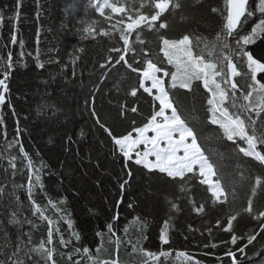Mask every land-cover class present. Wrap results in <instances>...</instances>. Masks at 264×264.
Listing matches in <instances>:
<instances>
[{
    "label": "trees",
    "instance_id": "obj_1",
    "mask_svg": "<svg viewBox=\"0 0 264 264\" xmlns=\"http://www.w3.org/2000/svg\"><path fill=\"white\" fill-rule=\"evenodd\" d=\"M155 2L0 0V264H233L230 250L236 264H264V161L241 151L246 137L229 140L221 127V110L240 116L264 156V93L248 87L247 58L235 51L237 39L257 28L244 48L264 63L262 0H248L234 36L224 29L225 0H168L159 20L142 21L129 33L127 24L158 11ZM184 35L193 56L216 64L215 84L192 77L189 87L181 86L192 69L183 53L169 62L160 37ZM226 57L244 73L233 78L236 89ZM149 61L213 165L221 199L196 171L173 179L125 159L115 145L113 137L134 134L159 111L154 92L141 86ZM256 76L264 83V72ZM216 84L227 93L223 100ZM41 244L51 259L31 251Z\"/></svg>",
    "mask_w": 264,
    "mask_h": 264
},
{
    "label": "snow or ice",
    "instance_id": "obj_2",
    "mask_svg": "<svg viewBox=\"0 0 264 264\" xmlns=\"http://www.w3.org/2000/svg\"><path fill=\"white\" fill-rule=\"evenodd\" d=\"M226 3V23L224 24V29L228 36H234L235 30L237 26L242 22L241 18L246 14V0H225ZM105 7H112L110 4H105ZM174 7H179V4L174 5ZM169 2L168 0H156L155 2V9L158 11L155 14L151 15L150 18L147 16H139L137 19L133 20L131 23L127 24L126 29L129 33L134 31L135 29L140 27L142 21L149 20L150 21H157L160 19L161 15L164 11L168 10ZM113 11L120 12L122 9L113 7ZM213 11H216L214 9ZM261 11H264V0H262V8ZM103 14V13H102ZM251 15V13H248ZM148 27H153L151 23L147 25ZM166 27L165 23H160L159 28L164 29ZM261 30H264V21L261 22V25L258 26ZM86 32L91 34L90 29L86 28ZM107 34V33H103ZM257 35V28L252 30V33L247 36L240 37L236 41V55L241 59L246 57L247 58V68L250 72V79L252 81L251 84L248 85L250 89L257 91L258 93H264V83H260L257 80L256 73L257 72H264V63H260L253 56L247 52L244 48L245 45L254 42V38ZM219 38V37H218ZM121 39L124 41L125 49L127 50L129 46V39L124 34V31L121 30ZM137 39H140L137 36ZM163 48L161 51L164 52L165 56L169 57V62H171V56L174 53H183L184 56L187 58V65L191 67L192 71L190 74H187V78L185 82L181 85L182 87H189L188 80L192 77L197 79L203 77L205 81V87H208L209 82L215 84L214 77L220 76L221 72L216 70V64L207 62L205 63L204 60L200 56H193L192 52V40H190L189 35H184L180 39H167L164 36L160 37ZM143 42V41H141ZM228 47L227 44L224 45ZM121 60H124V56L120 57ZM228 69L230 70V74L232 77L243 75L244 73L238 71L237 66L232 62V60L228 57ZM148 69L150 71L144 72L145 79L152 78L153 79V87H157L161 82L156 80L154 77L151 76V73L159 71L154 63L151 61L148 62ZM173 80H176V76L173 75ZM227 82V81H226ZM5 82L4 80H0V85H3ZM143 86V83H141ZM175 87V84H173ZM217 91L219 92V96L221 100L226 98L227 93L220 89V85H215ZM232 89L237 88L236 83L231 84ZM145 91H149V89L145 88ZM135 95V91L132 93ZM253 95L252 91H249L247 95L244 96V100H249ZM159 101V111H157L151 119L145 124L143 127H137L134 131L137 133L135 139L131 138V133L128 135L122 136L121 138L113 137L115 145L119 146V150L125 159H131L130 150H132L136 145L148 143L152 144V148L150 150H145L143 155L140 156L137 153V159L135 160L136 164H143V166L150 171L158 170L160 173L166 174L170 178H180L184 180L186 178L187 173H192L194 166H199L200 175L204 177V180L201 183H208L209 175H214L213 165L209 162L207 158H205L204 154L201 151L200 146L197 143V136L194 130L188 127L183 119H181L180 115L177 112V109L173 107V103L169 100L168 94L161 88L159 90V95L156 97ZM4 102L3 94H0V104ZM208 103L210 105L213 104V100H209ZM259 107L261 111H264V95H260V103ZM171 109V116L165 115V111ZM136 109H133L135 111ZM249 111L253 109H248ZM223 116V122H221V127L224 129L225 134L227 135L229 140H232L234 136H241L247 138L248 148H242L241 151L245 152L248 156H256L257 159L264 161V156H262L259 152L256 151L257 147V138L253 136H249L245 131V123L244 120L240 118V116L232 117L230 116L226 110H221ZM158 117L163 118L162 123H156L155 127H153V123L157 121ZM99 122V121H98ZM213 123H218L219 121L213 120ZM101 127H104L101 125ZM155 133V135L148 137L145 134L149 131ZM105 131H108L105 128ZM179 133V137L177 140H173L172 134ZM109 135H112L109 132ZM166 141L167 144L165 147H160L159 141ZM190 141V143H189ZM259 143H264V139L259 140ZM182 149L183 155H178ZM149 156H154L155 160L151 161L148 159ZM211 191L212 195L219 197L223 195V191L221 189V185L218 181H214L211 183ZM175 207V205H173ZM247 211L251 212V201H249V208ZM260 217H264V212L259 213ZM232 217L229 219L228 224L231 225ZM225 231H231L230 228H225ZM109 231H112V225H109ZM160 239L163 243H167L168 240L165 236L164 232H161ZM238 237L233 234L231 236V243L236 244ZM255 239V236H250L248 238V243H252ZM48 243H52L51 239V231L49 233V240ZM61 243H66L61 240ZM20 249L17 248V252ZM31 251L42 252L46 253L48 259H51L52 253L50 250H46L44 244H41L38 248H34ZM79 251V249L77 250ZM89 250L84 249V252L87 253ZM240 252L244 251V248H239ZM15 255V253H14ZM149 255H154L149 253ZM227 255L233 257V264H236L235 260V253L233 251H229ZM14 264H24L23 261L17 260Z\"/></svg>",
    "mask_w": 264,
    "mask_h": 264
},
{
    "label": "rangeland",
    "instance_id": "obj_3",
    "mask_svg": "<svg viewBox=\"0 0 264 264\" xmlns=\"http://www.w3.org/2000/svg\"><path fill=\"white\" fill-rule=\"evenodd\" d=\"M145 71H150V70L148 69V64L146 65L144 71L142 72V77H141V79H142V83H143V85H144L145 83H148V86H147V87H146L145 85H144V86H145L146 88H148L149 90L154 89V90H155V96L157 97V96L159 95V90H160L161 88L164 90V86H163V77L159 75V71H156V72L151 73V76H152V77H154L156 80H159V81L161 82L157 87H153V79H152V78L145 79V77H144V72H145ZM165 115H167V116H171V109L166 110V111H165ZM158 118H160V119H158ZM158 118H157V121L153 123V127H155V124H156V123H162V122H163V118H162V117H158ZM142 127H143V126H142ZM145 135L148 136V137H151V136L155 135V133L152 132V131L150 130V131L147 132ZM136 136H137V133H136V132H134V134H131V138H132V139H135ZM178 137H179V133H178V132L172 134V138H173L174 141L177 140ZM120 138H121V137H120ZM189 143H190V141H189ZM166 144H167L166 141H163V140H162V141H159V145H160V147H165ZM117 147H118V149H119V146H117ZM152 147H153V146H152L151 143H148L147 145H145V144H139V145H136L132 150H130V155H131V157H132L131 160H133V161L135 162V160L138 158V157H137V153H139L140 156H142L145 150H150ZM178 155H180V156L183 155V151H182V149H181L180 152H178ZM148 159L151 160V161H154V160H155V157H154V156H149ZM140 165L143 166V164H140ZM195 171L200 175V172H199V166H198V165H197V166H194L193 172H195ZM200 176H201V175H200ZM201 177H202V180H204V177H203V176H201ZM208 181H209V182L206 183V184L210 187V186H211V183L214 182V181H217V180L213 179L212 175H209V177H208ZM220 185H221V184H220ZM210 189H211V188H210ZM221 189H222V187H221ZM222 191H223V189H222ZM222 197H223V195H221V196L219 197V199H221ZM215 198H217V197H215Z\"/></svg>",
    "mask_w": 264,
    "mask_h": 264
},
{
    "label": "water",
    "instance_id": "obj_4",
    "mask_svg": "<svg viewBox=\"0 0 264 264\" xmlns=\"http://www.w3.org/2000/svg\"><path fill=\"white\" fill-rule=\"evenodd\" d=\"M247 3H248V0H246V6H247ZM238 27V26H237ZM229 80H230V82L232 83V81H233V77L231 76V74H230V70H229ZM2 93H4V90L2 91ZM4 101H5V98H4ZM4 103V102H3ZM1 105V104H0Z\"/></svg>",
    "mask_w": 264,
    "mask_h": 264
},
{
    "label": "bare ground",
    "instance_id": "obj_5",
    "mask_svg": "<svg viewBox=\"0 0 264 264\" xmlns=\"http://www.w3.org/2000/svg\"><path fill=\"white\" fill-rule=\"evenodd\" d=\"M247 4H248V3H247ZM233 78H234V77H233ZM232 83H233V81H232ZM232 83H231V84H232ZM160 234H161V233H160ZM172 258H173V257H172Z\"/></svg>",
    "mask_w": 264,
    "mask_h": 264
}]
</instances>
